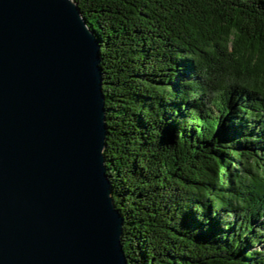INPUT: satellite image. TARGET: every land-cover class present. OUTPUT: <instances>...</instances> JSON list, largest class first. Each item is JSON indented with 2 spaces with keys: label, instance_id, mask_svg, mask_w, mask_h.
Returning a JSON list of instances; mask_svg holds the SVG:
<instances>
[{
  "label": "trees",
  "instance_id": "trees-1",
  "mask_svg": "<svg viewBox=\"0 0 264 264\" xmlns=\"http://www.w3.org/2000/svg\"><path fill=\"white\" fill-rule=\"evenodd\" d=\"M73 2L126 264H264V0Z\"/></svg>",
  "mask_w": 264,
  "mask_h": 264
},
{
  "label": "water",
  "instance_id": "water-1",
  "mask_svg": "<svg viewBox=\"0 0 264 264\" xmlns=\"http://www.w3.org/2000/svg\"><path fill=\"white\" fill-rule=\"evenodd\" d=\"M73 0H0V264H126L100 43Z\"/></svg>",
  "mask_w": 264,
  "mask_h": 264
}]
</instances>
